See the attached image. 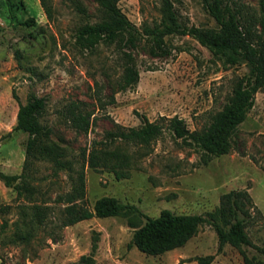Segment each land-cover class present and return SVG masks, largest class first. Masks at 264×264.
<instances>
[{
	"label": "rangeland",
	"instance_id": "rangeland-1",
	"mask_svg": "<svg viewBox=\"0 0 264 264\" xmlns=\"http://www.w3.org/2000/svg\"><path fill=\"white\" fill-rule=\"evenodd\" d=\"M23 1L24 7L16 4L13 18L0 0V172L5 174H19L23 169L28 135L13 128L19 103L31 94L46 99L42 122L52 128L53 139L61 138V144L77 155L93 142L107 140V132L117 125L140 126V115L164 125L165 118L176 115L190 130L202 129L249 71L245 63H224L190 36L169 35L166 55L152 56L141 46L132 51L138 83L115 93V102L102 106L108 103L112 83L121 72L122 53L104 44L91 50L79 48L74 31L85 18L74 9L73 0H53L52 20L46 18L38 0ZM79 1L94 14V0ZM170 1L183 23L215 25L202 0ZM228 1L258 9L259 0ZM118 4L137 27L154 26L161 20L162 0H119ZM31 17L32 25L22 24ZM78 100L94 111L87 133L75 131L61 115L66 105ZM263 134L264 88L256 92L232 149L206 163L198 147L185 144L168 129L153 142L149 154L115 141L108 145L110 149L122 145L132 156L127 177L118 179L108 169L86 167L87 204L92 207L97 198L113 196L139 212L92 217L63 228L58 226L60 206L55 198L69 190L67 174L54 175L47 162L37 161L32 183L40 191L38 199L47 201L52 213L48 228L24 246L8 242L17 219L16 193L0 179V205H12L10 212L0 214V264H82V255H89L94 264H198L197 257L206 255L214 257L210 264H245L237 248L226 244L217 250L216 233L208 224L182 247L160 255H147L128 243L133 225L142 224L145 216L157 217L163 209L206 216L219 205L223 193L246 189L260 210L259 215L252 213L246 230L256 247H264ZM242 249L247 257H254L252 264H264L259 249L246 245Z\"/></svg>",
	"mask_w": 264,
	"mask_h": 264
},
{
	"label": "trees",
	"instance_id": "trees-1",
	"mask_svg": "<svg viewBox=\"0 0 264 264\" xmlns=\"http://www.w3.org/2000/svg\"><path fill=\"white\" fill-rule=\"evenodd\" d=\"M10 15L15 17V6L24 7L23 0H4ZM48 20L54 18L53 0H38ZM92 15L79 1L73 0L74 9L85 18L75 28V43L81 49L91 50L99 44L113 46L122 53L121 72L112 83L108 103L115 102L114 94L134 87L139 81V71L132 51L139 46L152 56L168 53L165 37L187 35L205 46L224 63L234 65L245 63L249 71L238 79L222 108L211 116L210 122L202 129L190 130L183 119L176 115L165 118L164 125L140 115L141 125L123 127L107 132V140L95 141L89 148L73 154L62 139L54 140L52 128L42 122L46 110V99L31 94L25 103H19L14 130L27 133L25 159L21 173L0 172L3 183L15 190L17 219L13 221L8 242L13 245H27L35 240L41 231L48 228L52 206L39 200L40 191L32 183L33 166L37 161L47 162L54 175L63 171L70 182L68 191L56 196L59 204L60 228L73 225L92 217L106 218L122 216L128 212H139L133 206L119 202L113 196L97 198L92 207L87 204L85 168L108 169L116 178L127 177L131 155L123 148L129 145L141 148L139 154H149L154 141L165 129L185 144L194 145L202 151L206 163L212 156L227 154L233 147L239 125L254 104L255 94L264 88V0L258 1L255 11L243 4L228 0H202L215 25L199 27L183 23L170 0H162V17L159 24L143 25L132 23L120 8L119 0H94ZM17 2V3H16ZM94 16V17H92ZM93 18V20L91 19ZM34 19L28 18L22 24L30 26ZM1 37V35H0ZM127 50V51H124ZM99 102H102L98 98ZM85 101H72L62 110L66 124L77 132L87 133L92 124L93 109ZM164 118V117H163ZM264 137V134H263ZM119 141L110 149L109 144ZM12 205H0V214L8 213ZM260 210L253 203L246 189L230 190L220 196L219 205L206 216L200 214H175L163 209L157 217L145 216L142 224L133 225L134 230L129 247H136L147 255H160L182 247L197 234L204 225H210L216 233L218 247L229 244L237 248L245 264H252L254 257H247L243 245L253 246L264 253V247H256L247 233V225ZM8 223L5 221L4 223ZM213 255L197 257L198 264H210ZM82 264H94L89 255L80 257ZM260 264V262H257Z\"/></svg>",
	"mask_w": 264,
	"mask_h": 264
}]
</instances>
